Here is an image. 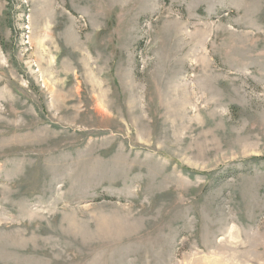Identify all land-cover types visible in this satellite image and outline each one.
Here are the masks:
<instances>
[{
  "label": "rangeland",
  "instance_id": "374dc122",
  "mask_svg": "<svg viewBox=\"0 0 264 264\" xmlns=\"http://www.w3.org/2000/svg\"><path fill=\"white\" fill-rule=\"evenodd\" d=\"M0 264H264V0H0Z\"/></svg>",
  "mask_w": 264,
  "mask_h": 264
}]
</instances>
